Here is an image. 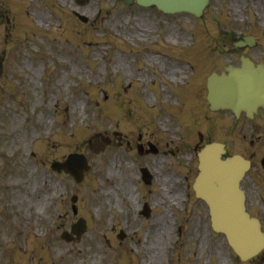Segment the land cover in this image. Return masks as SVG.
Masks as SVG:
<instances>
[{"label": "rangeland", "instance_id": "rangeland-1", "mask_svg": "<svg viewBox=\"0 0 264 264\" xmlns=\"http://www.w3.org/2000/svg\"><path fill=\"white\" fill-rule=\"evenodd\" d=\"M236 33L255 35L254 45L236 48ZM241 55L264 63V0H211L199 19L120 0H0V264H264V251L246 262L234 255L191 188L195 147L225 142L229 155L252 161L241 187L264 230V114L236 120L208 111L205 101V77L238 66ZM139 102L143 115L135 120ZM89 123L116 129L111 145L92 149L90 139L82 148ZM137 132L161 151L139 156ZM74 152L89 165L80 184L50 168ZM141 166L150 170L149 185ZM131 184L134 194H123ZM144 202L147 218L139 214ZM77 218L85 233L60 238ZM160 239L156 263H147L145 246Z\"/></svg>", "mask_w": 264, "mask_h": 264}, {"label": "water", "instance_id": "water-1", "mask_svg": "<svg viewBox=\"0 0 264 264\" xmlns=\"http://www.w3.org/2000/svg\"><path fill=\"white\" fill-rule=\"evenodd\" d=\"M161 8L187 9L198 13L207 0H158ZM150 3L151 0L143 1ZM242 69H228L230 76L215 77V91L221 92L213 101L229 106L234 111L248 113L264 106V67L253 69L243 60ZM214 81V82H215ZM223 146L212 144L199 153V175L195 181L196 195L209 205L212 227L225 233L229 244L242 257L255 254L263 245L264 237L258 223L244 211L243 193L239 181L248 167V162L239 158L220 160ZM254 222H253V221Z\"/></svg>", "mask_w": 264, "mask_h": 264}, {"label": "bare ground", "instance_id": "bare-ground-1", "mask_svg": "<svg viewBox=\"0 0 264 264\" xmlns=\"http://www.w3.org/2000/svg\"><path fill=\"white\" fill-rule=\"evenodd\" d=\"M89 125L90 126H89V128H87L85 136L78 138L81 141V146L84 145L86 140H90L91 139V141H92L93 138L97 134H99L102 137V139L104 141H106L107 145H110L109 134L110 133H114L116 131V129L110 130V129H108V127H105V128H103L101 130H96L95 129V125H93V123H89ZM118 175L120 177V180H125V181H127L128 179L131 180V176L130 175H121V174H118ZM130 190L131 189H128V193H129ZM134 192L135 191L133 189L130 194H134ZM163 232H167V231L162 229L161 235H165V234H163ZM161 235H160V238H161ZM159 242H160L159 240L158 241H156V240L152 241L151 240V242H149L147 244V246H145L147 248V251H145V253L147 254V256H149V258L147 259V263H149V262L156 263L157 257H158L157 254L159 253V248H160L159 247Z\"/></svg>", "mask_w": 264, "mask_h": 264}]
</instances>
